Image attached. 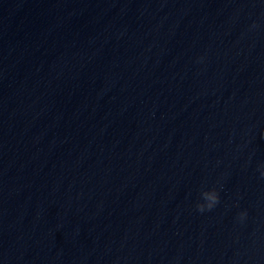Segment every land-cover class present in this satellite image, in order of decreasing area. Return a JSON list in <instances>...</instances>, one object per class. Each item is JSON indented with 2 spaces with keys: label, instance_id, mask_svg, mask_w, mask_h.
<instances>
[{
  "label": "water",
  "instance_id": "obj_1",
  "mask_svg": "<svg viewBox=\"0 0 264 264\" xmlns=\"http://www.w3.org/2000/svg\"><path fill=\"white\" fill-rule=\"evenodd\" d=\"M262 132L264 0H0V264H264Z\"/></svg>",
  "mask_w": 264,
  "mask_h": 264
},
{
  "label": "clouds",
  "instance_id": "obj_2",
  "mask_svg": "<svg viewBox=\"0 0 264 264\" xmlns=\"http://www.w3.org/2000/svg\"><path fill=\"white\" fill-rule=\"evenodd\" d=\"M262 135H264V132H262ZM261 175H264V168H261ZM204 196V202L203 203H198L197 207L199 209H203L205 206L211 207L219 198L213 191L212 193L205 192L203 193ZM241 216L244 215L243 212L240 213Z\"/></svg>",
  "mask_w": 264,
  "mask_h": 264
}]
</instances>
